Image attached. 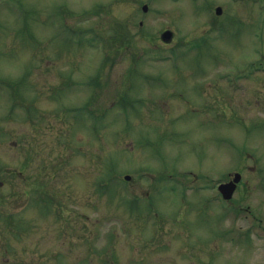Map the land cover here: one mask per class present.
Returning a JSON list of instances; mask_svg holds the SVG:
<instances>
[{
    "label": "rangeland",
    "instance_id": "1",
    "mask_svg": "<svg viewBox=\"0 0 264 264\" xmlns=\"http://www.w3.org/2000/svg\"><path fill=\"white\" fill-rule=\"evenodd\" d=\"M262 120L264 0H0L4 264H264Z\"/></svg>",
    "mask_w": 264,
    "mask_h": 264
},
{
    "label": "flooded vegetation",
    "instance_id": "2",
    "mask_svg": "<svg viewBox=\"0 0 264 264\" xmlns=\"http://www.w3.org/2000/svg\"><path fill=\"white\" fill-rule=\"evenodd\" d=\"M263 124V125H262ZM247 124H245L246 126ZM244 126V127H245ZM250 127V128H249ZM256 127L259 129V132H261V134H258V135H264V120L260 121V122H255V123H252L250 124V126H248V130H251V129H254V130H257ZM247 146V145H246ZM245 148V147H244ZM244 150V149H243ZM249 150H252V149H249ZM245 152V151H244ZM260 162H262L261 160V157L257 156V159L255 160V164L253 165L255 168L256 166L257 167H260ZM260 168H264V166H261ZM261 169V171H259L257 177H258V182H254L252 180H250V177L247 176V171L246 170H239V172L241 173V179L240 181L237 183V188L235 190V192H237L238 190L240 191L241 189V193L244 192L245 189H248L250 187H255V188H262L264 186V173L262 172L263 170ZM238 171V170H235V171H229L228 172V175L225 179V181H229L233 178L234 176V173ZM255 186H254V185ZM235 194V193H234ZM241 198H244L245 199V196H242ZM240 200V199H239ZM234 202V197L228 201V204H229V210L230 209H234V207H232V203ZM230 204L232 206H230ZM259 207V206H257ZM245 210L249 213V215H251L253 217V220L256 222L254 223L255 225L251 226L252 227V234L254 236L255 234V231L261 227V223H262V218L261 217H264V212H261V209L259 207V209L256 207L254 209H252L250 207V204L247 203V204H243L242 202L239 203V208L238 210ZM236 210V209H234ZM259 210V211H258ZM9 217V216H8ZM11 217V216H10ZM10 221V219H6L5 217V214H2L0 213V224L2 223V226L4 227L5 224H6V221ZM11 233H14V234H19L20 236L23 235L25 232H27V230H22V229H13V230H10ZM5 236H6V230L3 229V228H0V264H4L5 262H7L8 260H10V258L6 257L5 256V253L7 252V250L10 248L9 246H7L8 249H6V245H5ZM13 264H33V261L31 259H28L26 260V262L24 261H17L16 262V259L13 260Z\"/></svg>",
    "mask_w": 264,
    "mask_h": 264
},
{
    "label": "trees",
    "instance_id": "3",
    "mask_svg": "<svg viewBox=\"0 0 264 264\" xmlns=\"http://www.w3.org/2000/svg\"><path fill=\"white\" fill-rule=\"evenodd\" d=\"M118 41H119V45H120V46H123V45H125V44H126V46H127V45H130V44L132 43V41L128 38V34H126L125 36H122V39H119ZM106 59H107V56L105 57V59H104L102 65H101V66L99 65L100 68H99V70L97 71L96 76H95V77H92L90 80H88V81L86 82V84L90 87V89L93 88V87H97L98 85H102V83L100 82V79H99V78H100V75H101L102 70L104 69V67H105L106 64H107ZM101 91H102V90H101ZM98 94H99V93H98ZM99 95H100V94H99ZM127 97H128V96H127ZM127 97H126V94H124V93H123V95L121 96V92H120V98H119V100H118L120 106L122 105V107H125L124 104L128 101ZM95 99H97V94H95V96H91L90 99L85 103V105L83 106V108H87V107H89L90 105H93V102L95 101ZM137 201H138L137 199H134V200L132 201L133 206H134V205H135V206L138 205V204H137Z\"/></svg>",
    "mask_w": 264,
    "mask_h": 264
},
{
    "label": "water",
    "instance_id": "4",
    "mask_svg": "<svg viewBox=\"0 0 264 264\" xmlns=\"http://www.w3.org/2000/svg\"><path fill=\"white\" fill-rule=\"evenodd\" d=\"M143 9L146 11L148 9V5L145 4L143 6ZM217 12L218 13L221 12V7L217 8ZM172 37H173V31L171 29H166L161 34V38L165 42L171 41ZM125 177L126 178H130L129 175H126ZM239 179H240V174L236 173L234 180H232V181H230L228 183H223L220 186V189L222 190V192H223L225 197L230 198L232 196V194H233V192H234V190L236 188V183L239 181Z\"/></svg>",
    "mask_w": 264,
    "mask_h": 264
}]
</instances>
